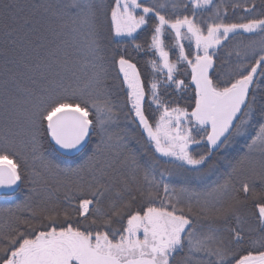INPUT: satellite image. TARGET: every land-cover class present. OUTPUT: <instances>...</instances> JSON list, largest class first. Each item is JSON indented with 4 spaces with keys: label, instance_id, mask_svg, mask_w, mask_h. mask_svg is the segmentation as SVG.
I'll return each mask as SVG.
<instances>
[{
    "label": "snow or ice",
    "instance_id": "obj_1",
    "mask_svg": "<svg viewBox=\"0 0 264 264\" xmlns=\"http://www.w3.org/2000/svg\"><path fill=\"white\" fill-rule=\"evenodd\" d=\"M257 7L232 4L252 15L231 22L215 0L171 11L149 0H0V125L24 130L43 169L29 171L6 135L0 198L20 193L16 207L28 206L49 177L72 193L63 222L52 212L34 222L33 211L0 236V264H264V0ZM236 38L240 60L217 70L216 50ZM129 47L151 56L152 76ZM189 88L185 106L169 96ZM225 164L223 182L187 199L172 187L174 177L209 181Z\"/></svg>",
    "mask_w": 264,
    "mask_h": 264
},
{
    "label": "trees",
    "instance_id": "obj_2",
    "mask_svg": "<svg viewBox=\"0 0 264 264\" xmlns=\"http://www.w3.org/2000/svg\"><path fill=\"white\" fill-rule=\"evenodd\" d=\"M250 1V0H247ZM246 1V2H247ZM260 0H252V3L257 4V11L259 10V2ZM217 4L221 6V11L223 13L224 9L226 8L228 10V16L231 15H237L240 12L243 11V8L235 9V11L232 10L231 5L234 3H240L244 5V7H250L251 4H246L242 2V0H215ZM171 11V9H169ZM207 14H205V17ZM229 20V19H228ZM233 22V20L231 21ZM149 33L147 31L140 32L138 34L137 42L144 43L146 39H149ZM246 36V35H245ZM240 38L232 39L230 42L226 43L225 46H222L221 48L217 49V58H216V67L217 70H222L223 72L227 73L233 70L237 62L240 60V57L236 55L237 51H242V46L239 43ZM166 43L171 44L172 41L170 38H166ZM187 46V45H186ZM113 47H115L113 45ZM129 52L133 56V62L137 63V66L141 72L142 78L150 77L153 75L151 66L146 63L148 59L151 58V56H144L142 53H136L132 50L131 47H129ZM231 53V55H229ZM170 59L175 61L176 56L174 53H170ZM179 79H184L185 83L190 82V68H187L186 65H179ZM110 77H109V83L114 86H119V79L116 78L117 76V69L110 68ZM163 77L161 76V79ZM194 87V86H193ZM114 93L117 92V88H113ZM192 88L187 89L184 92H174L172 89L169 90V96L172 100H178L181 106H185L189 100L191 99ZM113 103L117 105L116 110L120 113V120L122 124L125 122V114L127 113V108L123 107V101H124V95L122 92L117 93L112 97ZM134 127V126H133ZM15 132H18L19 135H11L7 132V130L0 125V144H3L4 137L7 135L10 140L15 141V148L18 150L22 156L27 157V163L29 166V171H32L33 169L36 171H43L40 161L36 160L35 162L32 160L31 154L26 147L25 143L22 141L24 140V130L23 129H14ZM50 138L46 139L44 141V147L48 150L49 158L54 159L55 154L51 153V149L49 147L50 144ZM243 145H238L237 149L242 148ZM246 150V149H245ZM237 153L233 152V156H235ZM80 161L77 160L74 163L65 164L62 166H72L74 167L76 163H79ZM227 165H222L220 173L216 174L215 176H212L210 178L209 183H211L214 179L222 181V175L226 169ZM185 180L182 177H174L172 187L178 184L184 183ZM200 182V181H199ZM208 183V184H209ZM207 184V183H206ZM24 189H21V192H23ZM40 195L37 196L33 201H29L28 206L21 205L19 208L16 207V205L21 204V201L23 200V195L18 193L19 198H10L8 200H5L3 198H0V236H2L4 233L10 231L12 228L16 227L17 224L20 221H23L24 219L30 218L31 213L35 211L37 213L36 220L34 222L45 220V216L48 212H52L54 215L56 213H59L58 222H63L64 220V210L67 208V202L65 200L66 195H71L72 193L68 191L67 182L65 183H59L56 179H53L49 177V186L47 188L40 189ZM76 200L72 201V205L75 206ZM105 207H107V202L105 203ZM194 210H199V205L193 204ZM11 209V211H9ZM114 227H118V225H114ZM256 247H259L257 245Z\"/></svg>",
    "mask_w": 264,
    "mask_h": 264
},
{
    "label": "rangeland",
    "instance_id": "obj_3",
    "mask_svg": "<svg viewBox=\"0 0 264 264\" xmlns=\"http://www.w3.org/2000/svg\"><path fill=\"white\" fill-rule=\"evenodd\" d=\"M246 1L247 0H242L243 4L244 3H246V4H251L252 3V0L247 1V2ZM255 1L256 0H254V2ZM149 2L150 3H164V4H168L169 5L168 11H170L169 9H171L170 8V5L172 3H181V2H185V0H149ZM259 2L261 3V0ZM260 3H258L259 6H260ZM249 15H252V13H245L244 11H242V12H240L237 15H231V16H229L227 19H229V21H232L233 20V22H240V17H242V16H249ZM245 35L247 36V34H245ZM183 43L185 44L186 51H188L189 50L188 49V41H184ZM192 47H193V50H194V45ZM215 175L216 174H214L213 176H215ZM217 180L218 179L216 178L213 181H217ZM208 183L209 182H207V181H205V182H201L200 181L199 182L198 180L185 181L182 184L175 185L174 188L177 190V192H179V190L181 188L187 189V192L184 194L185 199H187L188 193H190L192 191H203L208 186ZM173 195H175V194H173ZM193 204H196L195 203V200H193Z\"/></svg>",
    "mask_w": 264,
    "mask_h": 264
}]
</instances>
